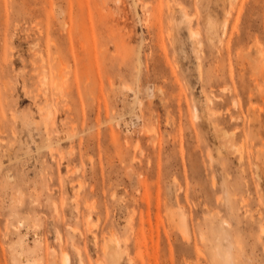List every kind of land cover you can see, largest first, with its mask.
<instances>
[{
    "label": "rangeland",
    "instance_id": "rangeland-1",
    "mask_svg": "<svg viewBox=\"0 0 264 264\" xmlns=\"http://www.w3.org/2000/svg\"><path fill=\"white\" fill-rule=\"evenodd\" d=\"M0 89V264H264V0H0Z\"/></svg>",
    "mask_w": 264,
    "mask_h": 264
},
{
    "label": "bare ground",
    "instance_id": "bare-ground-1",
    "mask_svg": "<svg viewBox=\"0 0 264 264\" xmlns=\"http://www.w3.org/2000/svg\"><path fill=\"white\" fill-rule=\"evenodd\" d=\"M209 27V26H208ZM35 55V54H34ZM39 55V54H38ZM61 73V72H60ZM59 75H61V74H59ZM43 80V79H42ZM54 81V80H53ZM60 86V85H59ZM1 90V89H0ZM3 90V89H2ZM1 90V91H2ZM48 90V89H47ZM50 90H51V88H50ZM47 92H49V91H47ZM64 92V91H63ZM1 93V92H0ZM2 93H3V96H5L6 97V89L4 88V90L2 91ZM63 94V93H62ZM37 98V97H36ZM39 99V98H38ZM41 100V99H40ZM48 101V100H47ZM46 101V102H47ZM43 102V101H42ZM38 103V102H37ZM46 104H48V103H46ZM48 107H50L49 105H47ZM37 107H39V105L37 106ZM36 108V107H35ZM51 108V107H50ZM37 109V108H36ZM49 109V108H48ZM52 109V108H51ZM53 109H55V108H53ZM47 110V109H46ZM53 111V110H52ZM51 111V112H52ZM40 112H42V111H40ZM46 112H48V113H45V114H42L41 116H40V119H41V122H42V124H43V126H44V132H45V134L46 135H50V133H51V129L53 128L51 125H53L52 123L54 122L53 120H52V116H53V114H55L54 112H55V110H54V112H53V114L51 115L50 113H49V111L47 110ZM38 113V112H37ZM12 114H10V116H11ZM39 115V114H38ZM54 116H56V115H54ZM76 116H78V115H76ZM0 117H2V119H6L5 117H4V115L2 114V112L0 113ZM1 119V120H2ZM53 121V122H52ZM12 122L13 123H15L16 122V118L14 117V118H12ZM52 127V128H51ZM73 129V128H72ZM24 132H26V133H30V131H31V129H22ZM6 130H5V128H4V126L0 123V133H4ZM11 131H12V128H11ZM72 131V130H71ZM14 133V132H13ZM72 133V132H71ZM72 135V134H71ZM242 204V203H241ZM248 210V209H247ZM186 234H187V232L185 233V236H186ZM259 234H263V233H259ZM182 235H184V233L182 234ZM202 233L200 234V237H201V239H202ZM188 236H186L185 238H187ZM188 239V238H187ZM197 262V261H196ZM193 264H196L195 262L193 263Z\"/></svg>",
    "mask_w": 264,
    "mask_h": 264
}]
</instances>
